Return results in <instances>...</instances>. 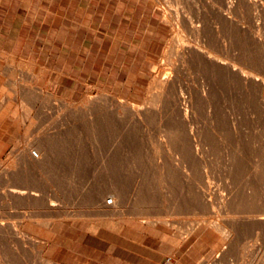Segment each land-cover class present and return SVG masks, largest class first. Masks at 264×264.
<instances>
[{"label": "rangeland", "instance_id": "rangeland-1", "mask_svg": "<svg viewBox=\"0 0 264 264\" xmlns=\"http://www.w3.org/2000/svg\"><path fill=\"white\" fill-rule=\"evenodd\" d=\"M13 1L0 264H264V1Z\"/></svg>", "mask_w": 264, "mask_h": 264}, {"label": "bare ground", "instance_id": "bare-ground-1", "mask_svg": "<svg viewBox=\"0 0 264 264\" xmlns=\"http://www.w3.org/2000/svg\"><path fill=\"white\" fill-rule=\"evenodd\" d=\"M231 1H232V0H231ZM262 1H264V0H262ZM176 2H177V1H176ZM246 2H247V1H246ZM227 3H229V2H226V4H227ZM234 3H235V2H234ZM234 3H233V4H234ZM255 3H256V2H255ZM226 4H225V5H226ZM253 4H254V3H253ZM225 5H223V6H225ZM234 5H235V4H234ZM212 6H213V5H212ZM231 6H232V5H231ZM214 7H215V6H214ZM229 7H230V6H229ZM232 7H233V6H232ZM256 7L258 8L259 6H256ZM225 8H227V6H225ZM225 8H224V9H225ZM230 8H231V7H230ZM259 9H260V7H259ZM259 9H258V10H259ZM216 10H217V9H216ZM220 10H221V9H219L218 11H220ZM227 10H228V9H227ZM230 10H231V9H230ZM172 11H174V10H172ZM174 12H175V11H174ZM220 12H221V11H220ZM222 12H223V10H222ZM231 12H232V10H231ZM165 13H166V12H165ZM175 14H176V13H175ZM164 15H165V14H164ZM168 15H169V14H168ZM168 15H167V16H168ZM222 15H223V13H222ZM251 15H252V14H251ZM175 16H176V15H175ZM179 17H180V16H179ZM183 17H184V16H183ZM191 17H192V16H191ZM165 19H166V18H165ZM197 19H198V18H197ZM230 20H232V19H230ZM166 21H167V20H166ZM173 22H174V21H173ZM230 22H231V21H230ZM182 23H183V22H182ZM212 23H213V22H212ZM191 25H192V22H191ZM175 27H177V26H175ZM197 27H198V26H196V28H197ZM236 27H237V26H236ZM234 29H235V28H234ZM216 30H217V29H216ZM238 31H239V30H238ZM172 32H173V31H172ZM217 32H218V31H217ZM181 33H182V32H181ZM212 33H213V32H212ZM237 33H238V32H237ZM214 35H215V34H214ZM217 35H218V34H217ZM183 36H184V35H183ZM177 37H178V36H177ZM181 37H182V36H181ZM216 37H217V36H216ZM195 38H196V37H195ZM178 39H179V38H178ZM179 40H180V39H179ZM179 40H178V41H179ZM181 40H182V39H181ZM220 41H222V38H221ZM224 41H225V40H224ZM182 42H183V41H182ZM188 43H189V42H188ZM218 43H219V41H218ZM222 44H223V43H222ZM178 45H179V44H178ZM184 45H185V44H184ZM187 45H188V44H187ZM214 45H215V44H214ZM225 45H226V44H225ZM169 46H170V45H169ZM173 46H174V45H173ZM189 46H190V45H189ZM220 46H221V45H220ZM223 46H224V45H223ZM183 47H184V46H183ZM216 47H217V46H216ZM173 48H174V47H173ZM213 48H214V47H213ZM224 48H225V47H224ZM229 48H230V46H229ZM205 49H206V48H205ZM216 49H217V48H216ZM226 49H227V48H226ZM182 50H183V49H182ZM213 50H215V49H213ZM223 50H224V49H223ZM2 51H3V50H2ZM175 51H176V50H175ZM179 51H180V50H179ZM188 52H189V51H188ZM191 52H192V51H191ZM208 52H209V51H208ZM214 52H215V51H214ZM169 53H171V52H169ZM195 53H197V52L195 51ZM217 53H218V52H217ZM219 53H220V52H219ZM241 53H242V52H241ZM176 54H177V53H176ZM205 54H206V53H205ZM210 54H211V53H210ZM215 54H216V53H214V56H215ZM7 55H8V54H7ZM172 55L174 56L173 53H172ZM183 55H184V54H183ZM217 55H218V54H216V56H217ZM223 55H224V54H223ZM225 55H227L226 52H225ZM173 56H172V57H173ZM180 56H181V54H180ZM199 56H200V55H199ZM229 56H230V55H229ZM229 56H228V58H229ZM2 57H3V56H2ZM175 57H176V56H175ZM187 57H188V56H187ZM220 57H221V56H220ZM215 58H216V57H215ZM171 59H172V58H171ZM180 59H181V58H180ZM4 61H5V60H4ZM212 61H213V60H212ZM223 61H224V60H223ZM5 62H6V61H5ZM203 62H205V61H203ZM203 62H202V63H203ZM207 62H208V61H207ZM220 62H221V61H220ZM176 63H177V62H176ZM205 63H206V62H205ZM205 63H204V64H205ZM215 63H216V61H215ZM221 63H222V62H221ZM224 63L227 64L228 62H227V63L224 62ZM232 64H233V63H232ZM232 64H231V66L229 65L231 68H232ZM240 66H241V65H240ZM247 66H248V65H247ZM217 67H218V66H217ZM226 67H227V65H226ZM230 67H229V68H230ZM233 67H234V65H233ZM248 67H249V66H248ZM5 68H6V67H5ZM229 68H228V69H229ZM249 68H250V67H249ZM238 69H240V67H237L236 70H238ZM241 69H242V68H241ZM241 69H240V70H241ZM242 70H243V69H242ZM238 71H239V70H238ZM221 72H222V70H221ZM227 73L229 74V72H227ZM239 73H240V72H239ZM241 73H242V72H241ZM244 73H245V72H244ZM27 74H28V73H27ZM222 74H224V72H223ZM245 74H246V73H245ZM34 75H35V74H34ZM217 75H218V74H217ZM224 75H225V74H224ZM249 75H251V74H249ZM233 76H234V75H233ZM235 76H236V75H235ZM254 76H255V75H254ZM165 77H166V76H165ZM165 77H164V78H165ZM201 77H202V76H201ZM247 77H248V76H247ZM250 77H251V76H250ZM255 77H256V76H255ZM159 79H160V78H159ZM202 79H203V78H202ZM246 79H247V78H246ZM248 79H249V78H248ZM160 80H161V79H160ZM18 81H19V80H18ZM25 81H26V80H25ZM158 81H159V80H158ZM260 81H261V80H260ZM28 82H30L31 84H30V83H29V84L32 85V82H31V81H28ZM159 82H161V81H159ZM175 82H176V81H175ZM251 82H252V81H251ZM254 82H255V81H254ZM26 83H27V81H26ZM26 83L24 82V84H26ZM164 83H165V82H164ZM261 83H262V81H261ZM159 84H160V83H159ZM242 84H244V83H242ZM27 85H28V84H27ZM9 86H10V85H9ZM19 86H20V85H19ZM201 86H202V85H201ZM12 87H13V86H12ZM28 87H29V85H28ZM157 87H158V86H157ZM258 87H259V86H258ZM10 88H11V87H10ZM159 88H160V87H159ZM166 88H167V87H166ZM47 89H48V88H47ZM161 89H162V88H161ZM258 89H259V88H258ZM30 90H31V89H30ZM21 92H23V91H21ZM47 92H48V91H47ZM198 92L200 93V95H202L200 91H198ZM34 93H36V91H35ZM158 93H159V92H158ZM21 94H23V93H21ZM29 94H30V93H29ZM203 94H204V93H203ZM11 95H12V94H11ZM24 95H26V94L24 93ZM47 95H48V94H47ZM154 95H155V93H154ZM18 96H19V95H18ZM33 96H34V95H33ZM33 96H32V97H33ZM37 96H38V95H36V96H34V97H37ZM45 96H46V95H45ZM48 96H49V95H48ZM28 97L31 98L30 95H29ZM37 98H38V97H37ZM21 99H23V98H21ZM33 99H34V100H33L34 102H36V101L38 100V99H37V100L35 101V98H33ZM152 99L154 100L155 97L152 98ZM30 101H31V100H30ZM87 101H89V99H88ZM156 101H157V100H156ZM62 103H63V102H62ZM30 104H32V103H30ZM78 104H79V103H78ZM27 105H28V104H27ZM128 106H129V105H128ZM131 106H132V105H131ZM74 107H76V106H74ZM123 108H124V107H123ZM127 108H128V107H127ZM45 109H46V108H45ZM48 109H49V108H48ZM85 109H86V108H85ZM129 109H130V108H128V110H129ZM133 109H134V108H133ZM78 110H79V109H78ZM91 111H92V110H91ZM130 111H131V110H130ZM139 112H140V111H139ZM35 113H36V112H35ZM133 113H134V112H133ZM135 113H136V112H135ZM146 113H147V112H146ZM142 114H143V113H142ZM144 114H145V112H144ZM10 116H11V115H10ZM10 116H9V118H10ZM58 116H59V115H58ZM58 116H57V117H58ZM32 117H33V116H32ZM59 117H60V116H59ZM37 119H38V118H37ZM51 126H52V125H51ZM51 128H52V127H51ZM42 131H43V130H42ZM36 144H37V143H36ZM32 145H33V144H32ZM48 146H50V144H49ZM37 147H38V146H37ZM44 147H45V145H44ZM34 148H35V147H34ZM38 148L40 149V147H38ZM38 148H37V149H38ZM44 149H45V148H44ZM37 151H39V150H35V152H31L32 157L35 158V159H38V158H39V155H41V154H39V152H37ZM42 152H43V151H42ZM21 153H22V151H21ZM46 153H48V152H46ZM18 154H19V153H18ZM21 156H23V155L21 154ZM43 157H44V156H42V158H43ZM16 158H17V157H16ZM21 158H22V157H21ZM40 158H41V157H40ZM45 158H46V156H45ZM14 159H15V157H14ZM40 160H42V159H40ZM13 161H14V160H13ZM21 161L23 162V160H21ZM45 161H46V160H45ZM31 163H32V162H31ZM14 165H15V164H14ZM27 165H28V164H27ZM29 167H30V166H29ZM2 168H3V167H2ZM12 168H13V167H12ZM15 169H16V168H15ZM7 171H8V170H7ZM12 171H13V170H12ZM24 177H25V176H24ZM23 180H24V179H23ZM21 181H22V180H21ZM34 186H35V185H34ZM26 187H27V186H26ZM13 188L15 189L16 186H14ZM20 188H21V187H20ZM17 189H18V191L20 192L19 188H17ZM17 189H16V191H17ZM22 189H23V188H22ZM31 190H32V189H31ZM35 190H36V189H35ZM16 191H14V192H16ZM18 191H17V192H18ZM19 192H18V193H19ZM21 193H22V192H21ZM23 193H24V192H23ZM35 194H36V193H35ZM112 202H113V201H112V199H111V203H112ZM51 203H54V201H52ZM112 204H114V202H113ZM178 207H179V206H178ZM176 208H177V207H176ZM149 222H150V221H149ZM153 222H154V221H153ZM153 222H151V223H153ZM156 222H157V221H156ZM161 222H162V221H161ZM199 222H200V221H199ZM199 222H198V223H199ZM162 223H163V222H162ZM196 223H197V222H196ZM153 224H155V223H153ZM156 224H157V223H156ZM212 224H213V223H212ZM217 225H218V224H217ZM217 227H218V226H217ZM191 228H192V227H191ZM192 229H193V228H192ZM194 229H195V228H194ZM194 229H193V230H194ZM223 230H225V229H223ZM180 232H181V231H180ZM190 232H192V231H190ZM224 232H225V231H224ZM227 232H228V231H227ZM228 234H229V233H228ZM229 235H230V234H229ZM186 237H187V236H186ZM262 245H264V244H262ZM225 247H226V246H225ZM260 249H261V247H260ZM261 250H262V249H261ZM259 251H260V250H258V252H259ZM256 252H257V251H256ZM262 253H264V251H262ZM257 254H258V253H257ZM260 254H261V253H260ZM259 256H260V255H259ZM259 256H258V257H259ZM258 257H257V259H256L257 262H256V260H255V262H254L255 264H256V263H259V262H258ZM255 258H256V256H255ZM260 258H261V257H260ZM252 263H253V262H252ZM252 263H251V264H252ZM260 263H261V262H260Z\"/></svg>", "mask_w": 264, "mask_h": 264}, {"label": "crops", "instance_id": "crops-1", "mask_svg": "<svg viewBox=\"0 0 264 264\" xmlns=\"http://www.w3.org/2000/svg\"><path fill=\"white\" fill-rule=\"evenodd\" d=\"M13 2H14L13 0H0V11H1V8H5L4 11L0 12V45L8 44L7 41L9 40V38L12 37V31L15 30V29L13 30V24L15 22L14 19L11 20L8 18V15H9L8 9L9 7H11V4ZM6 6H7V9H6ZM16 31L17 30H15V32ZM15 39L16 40L21 39V35L18 33V31L15 33ZM15 44L16 43L14 42L13 45Z\"/></svg>", "mask_w": 264, "mask_h": 264}, {"label": "built area", "instance_id": "built-area-1", "mask_svg": "<svg viewBox=\"0 0 264 264\" xmlns=\"http://www.w3.org/2000/svg\"><path fill=\"white\" fill-rule=\"evenodd\" d=\"M108 201V203H111V199H108L107 200ZM164 264H176L173 260H171V258H168L165 262H164Z\"/></svg>", "mask_w": 264, "mask_h": 264}]
</instances>
